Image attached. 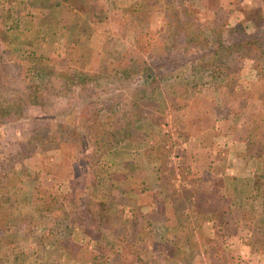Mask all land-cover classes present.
Instances as JSON below:
<instances>
[{"label":"trees","instance_id":"trees-1","mask_svg":"<svg viewBox=\"0 0 264 264\" xmlns=\"http://www.w3.org/2000/svg\"><path fill=\"white\" fill-rule=\"evenodd\" d=\"M50 1L53 2V0ZM94 1L62 0L63 8L66 7L68 10L73 11L76 17L73 19L71 26V45L68 47L64 70L61 74H56L54 68L47 72L39 67L38 64H41L44 58L34 54L26 56L27 62L19 58L20 64L28 66L32 63L34 66L31 65V68L27 71L23 70L20 74L18 73L19 75H17L15 81L10 75L12 59L6 58L3 52H0V86L6 87L5 100H0V150L6 149L4 140L10 137L11 143L16 146L33 142L38 144V147L41 146L43 153L49 151L48 154L53 156L57 150H60L55 147L58 143L67 145L75 141L80 148L85 142H88L86 144L90 143L89 145L93 147L92 145L98 143L100 134L104 130L118 129L116 125L119 119H122L125 124L137 123L139 108L146 103L145 90L141 88V84H150L151 87L156 79L171 74L169 70L163 69L165 68L164 65L156 66V63L160 61H165L172 66H179L178 69H185L192 74L194 72H208L209 74L218 73L222 76H228L229 74H235L237 67H234L233 62L241 61L240 52L255 43L260 50L257 61L260 63L261 68L258 67L257 72L263 74L261 78L264 79V65H262V62L264 63V27L260 30L264 24L260 14L255 12L252 19L235 21L227 11L221 10L225 17L220 18L217 13H210L200 8L197 3L187 2L186 0H160L161 3H165L163 8L166 19L165 31L156 38L148 37L149 35H144V33L141 34L143 36L141 40L150 39L149 43L143 48L144 56L142 58L132 63L122 59L117 66L112 65L110 71L101 73L100 76L81 70L74 73L71 69L73 64L83 67L90 59L91 52L82 47V43L84 44L85 40L90 41L96 30L102 26L101 18L105 19V15L107 16L106 13L104 15L103 9ZM6 8L8 6L4 3L3 9ZM19 11L22 12V10ZM49 23L52 26L57 24L54 15H51L46 22L42 23L44 35L48 29L46 26ZM16 25H12V28H15ZM5 26L6 24H3L0 28V47L3 46V50L6 51L11 41L6 36V33L8 34L10 30L5 31ZM250 30L257 33L253 35ZM18 37L17 31V33H14V40ZM83 48L87 52H83ZM82 55L85 56L86 62L83 61ZM151 64H154L155 67H151ZM236 70L238 73L239 69ZM142 73L144 77L138 79V76H141ZM124 74L125 76H122ZM38 77H46L45 84L38 83L36 81ZM136 79L137 83H135ZM112 85L116 86L113 91L120 92L110 95L109 90ZM118 102H121V105ZM46 104L52 106L51 114L46 111ZM116 104L117 109L115 108ZM88 105L99 106L101 109L98 112L96 107L91 117L85 120L86 132H84L81 129L79 119L83 108ZM118 109H120V112ZM42 113H44L43 117H39ZM58 115H64L65 121L56 122V126L52 122ZM118 116L120 117L116 119ZM34 121L50 123V131L52 129V131L56 130L58 134H51L52 139H50V135L43 137L40 133H33L29 126ZM48 145L54 147L49 149ZM84 153L80 149V154ZM6 159L7 161L4 164L9 172L0 174V212L7 211L2 201H4L5 194L9 193L11 194V215L21 223L27 222L29 219L24 218L21 212V191L17 185L20 180V167L16 164L19 161L15 156H6ZM83 193L84 191L78 197L77 187H72L69 191L62 193L49 192L47 194L48 200L40 203L44 201L41 198L43 200L36 202L37 210L35 214L38 218L43 217L49 221L51 213L66 209L71 214L70 225L85 229L89 237L97 243L101 255L107 263L136 264V260L140 258L138 246L141 240L148 235L147 229L150 228L148 225L151 224V215L146 210L140 209L141 215L132 216L129 223V220L125 219L124 203L109 194V192L99 193L93 199H87V207L81 202L84 198L82 197ZM255 195L257 199L254 210L259 218L264 221L263 188H257ZM44 213H47V215ZM141 220H144L145 223ZM218 220L217 215L209 220L205 219L200 229L199 237L203 240L205 251L210 252L216 249L215 252L218 249L220 251L223 242H215L216 239L223 240L228 236L224 227L219 228L217 233L220 237L213 239L210 245L206 244L208 237L205 233L209 232L211 234L208 231V223L214 225L217 224ZM139 223L142 226L148 225L141 227ZM220 223L225 226L224 221H220ZM26 233H29V231L27 230ZM109 239L115 241L110 242ZM69 247L70 245L62 246L59 258L55 259V257V260L53 259L56 262L55 264L62 261L61 258L67 257ZM251 247L256 257L264 256V242H259L257 245L251 244ZM159 248L157 250H160ZM12 249L25 256V264L45 263L46 249H43L39 242L33 241L28 246L17 242L14 243ZM54 253L57 256L56 250H54ZM45 260L47 261V259ZM65 262L68 261L65 260Z\"/></svg>","mask_w":264,"mask_h":264},{"label":"rangeland","instance_id":"rangeland-1","mask_svg":"<svg viewBox=\"0 0 264 264\" xmlns=\"http://www.w3.org/2000/svg\"><path fill=\"white\" fill-rule=\"evenodd\" d=\"M55 1L53 0L52 2L50 0H0V5L2 4V6H0V24L1 26L3 24H6L5 31L10 30L8 34L6 33V36L11 41L9 43L7 50L6 51L3 50V46L0 47V52H3L6 58L9 57L12 60H14V58L15 59L21 58L25 61L27 59L26 56H30L33 53L34 54L40 53V57H43L44 59L41 64H38L39 67H42L47 72H49L52 68H54L56 74L59 73L61 74L63 72L68 46L71 45V42L70 40H68L69 42L67 41L64 44V42H62L59 39V37L53 39L54 34L57 35L63 29L62 30L59 29V32H55L53 26L50 23L49 25L46 26L48 29L45 35L42 36V33H44V31H42L43 30L42 23L46 22L51 15H54V19L57 24L61 21L64 27L66 25V27L69 30H71L73 19L76 17V14L73 11L68 10L66 7L65 8L62 7L61 11H58L56 8L59 5H61L60 3H62V0H58V2L57 0ZM186 1L191 3H197L200 8L205 9L210 13H217L220 18L225 17L222 13L223 11H221L224 10L229 12V16L235 21L241 19L242 20L252 19V16H254L255 12H258L262 20H264V0H186ZM94 2L98 4L100 8L103 9L104 15L106 13L107 16L105 15L106 17L105 19L101 18L102 26L100 25L101 27L96 30V32L91 37L90 41L85 40L84 44L82 43L83 45L82 47H85L87 51L89 50L91 52L90 59L86 62L85 56L82 55L83 61H85L86 63L82 62L83 64L85 63L83 67L73 64V66H71V69L73 70L74 73L75 72L77 73L78 71L81 70L82 72L90 73L95 76H100L101 73L110 71L112 65L117 66L119 61H121L122 59H126L127 61L132 63L133 61H136L142 58V56H144L143 48L150 41V39L141 40V38L143 37L141 36L142 33H144V35L145 34L149 35L148 37L156 38L160 33L165 31L166 19L163 12L165 3H161L160 0H95ZM4 3H6L8 8L3 9ZM19 10H22V12H20ZM39 20H41L40 26H37ZM12 25H16V27L12 28ZM39 27L41 31L37 33L36 29H38ZM263 27L264 25L260 28V30ZM17 31L19 37L14 40V33H17ZM250 31H252L253 35L254 33L255 34L257 33L256 31L253 30ZM69 37H70V33H69ZM140 40L141 42L138 43ZM66 45H67V50L63 58L61 59L55 58L56 56L55 54L57 52L59 53L60 51H62L63 48L65 50ZM257 47L258 46L254 43L252 46L244 48L240 52L241 61L233 62L234 67H237L239 69V72L237 73L236 70L237 68H236L235 74H229L228 76L226 75L222 76L218 73L209 74L208 72L205 73L194 72V74H192L190 71H187L185 69H181V70L178 69L179 66L169 65L165 61L157 62L156 66L164 65L165 68L163 69L169 70L171 74L156 79V82H154L151 87L150 84L145 85V83L141 84L142 87L140 85V87L145 90L144 96L146 97V103L145 105L139 108V111L141 108H145V107L147 108L149 102L158 96L178 94V91L180 90V88L183 87L182 85H184L182 81H184L186 85L194 84L195 86H204L205 84L211 83L212 85H214L211 86V88L212 87L216 88V86L220 84L221 86L219 87V89H222L225 85L228 86L231 79H237L242 75L244 67L243 68L241 67L243 66V64L245 66V63L243 62V56L246 55L248 56V58H252L254 57V55H256V53H258L259 55L260 50ZM25 50L27 51L26 53ZM87 51H85V49L83 48V52H87ZM258 55L253 64L254 71H257V68L260 67L259 66L260 63L257 61L259 57ZM22 65H23L22 68L24 67L23 70L25 71L30 69L31 65L34 66V64L32 63H30L28 66L26 65V67L24 64ZM262 65H264L263 62ZM55 66L58 67L57 70ZM128 66H130V64H128ZM151 67H155L154 64H151ZM96 69L99 70L100 73H96L95 71ZM10 70L12 71L11 67ZM23 70L19 72L17 68H14V71L11 76L13 77V80L15 79L16 81L17 75L23 72ZM122 76H125V74ZM246 76L247 75L245 74L244 77ZM260 76L261 74H259V77ZM140 77L143 78L144 74L142 73L141 76H138V79ZM46 80H47L46 77L45 78L38 77V80L36 81H38V83L40 84H45ZM261 80L264 81L263 78H261ZM135 83H137V79ZM112 86L110 87L109 90L110 95H112L113 93L117 94L118 92H120V91H113L116 86L113 87ZM5 92H6V87L0 86V100L1 99L3 101L5 100ZM179 94L183 95L182 93ZM119 98L120 96L118 97V99ZM118 103L121 105V102ZM96 107L97 106L88 105L83 108V111L81 112L82 115L79 119L82 131L86 132V127H85L86 116L84 113L86 112L87 109H91V114H90L91 117ZM98 107L96 111L99 112L101 107L99 108ZM116 107L117 104L115 105V108ZM45 109L48 113L50 114L52 113L51 110L52 106L50 104H46ZM118 111L120 112V109H118ZM139 111H138V116H139ZM43 115L44 113H42V115H40L39 117H43ZM119 117L120 116H118L116 119H118ZM64 121H65L64 115H58L52 123H54V125L57 126L56 122H64ZM38 123L40 122L34 121L30 123L29 128L33 133L36 134L40 133L41 136L43 135V137L50 135V139H52L51 134H58L57 133L58 131L56 130L52 131L53 130L52 129L50 131V126H51L50 123H40V124ZM132 124H134L136 127L138 123H132ZM132 124H125L122 119H119L116 125L118 129L110 130L109 133H106L104 130L100 134L98 143L92 145L93 147L89 145L90 143L86 144L88 142H85L86 145L83 144V146H80V148L79 145H77V142L75 141L67 145H65L64 143H58L55 145V147L56 149H60V150H57V152H55L53 156L48 154L49 151L43 153V151H41L40 148L41 146L38 147V144H34L33 142H29V143L26 142L22 146H18V145L16 146L11 143V138L7 137V139L4 140L5 141L4 144L6 143L5 145L6 149L4 148V150H0V174L9 172L4 164L7 161V159L5 160V157L6 156L17 157L20 163V164L19 163L16 164L17 166L20 167V172H19L20 180L17 182L18 188L21 191L20 198L22 202L25 201L31 204V208L30 207L27 208V211L28 213H32L33 214L32 216L34 217L32 218V216L28 217L23 215L24 218L29 219V221L21 223L18 220H15L11 215L13 219L10 218L9 220L7 217V213L11 214L10 213L11 194L9 193L5 194L3 199L4 201L2 202H4L7 212L5 210L0 212L1 214L0 237L1 238L7 237L9 239L19 241L21 239H24L23 236L26 233V231L27 230L29 231V228H32L31 230L33 231V235L31 234L32 235L31 242L40 241V237L42 236V235L40 236V234L49 235L46 238L49 240L48 242L49 248L47 249H51V246L54 243L53 241L54 238L56 240L61 239V241L69 238V229L70 230L72 229V227L70 228L71 226L70 222L58 221V219L62 218L58 210L51 213L49 221L45 220L43 217L38 218L35 214L37 210L36 202L38 200L44 199V201L40 202V203H44L45 200H48L49 197L47 196V194L49 192L62 193L69 191L71 187H77L79 192V195H77L78 197L84 191L82 195V197L84 198L81 202L84 204L85 207H87L88 206L87 199L94 198L93 196L91 197V195L89 194L91 193L93 194L96 191V190L93 191V185H91L92 176L87 175L89 173L88 170L89 168L94 170L95 163H97V161L101 157L100 152H102L103 150L104 151L107 150V147H105L103 142H101L102 135L106 136V139L111 144L113 142L121 141L122 144L120 145L119 148L121 149L120 154L123 153V155H131V158L133 160L135 159L140 160L137 159L138 155L136 157L137 151H139L137 144L136 143L129 144L130 143L129 141H122L125 138L132 136L133 131L127 128ZM164 130L165 133H168L167 135H169L170 138L176 137L177 131L174 129V127H171V125L165 124ZM48 147L49 149H51L54 146L48 145ZM172 147L175 148V145L173 143H168L167 147L165 143L164 146L165 153L163 154L164 157L163 162L164 164H166L165 166L166 169H163L162 171H160L161 173L159 172L157 175L160 174L161 178L168 177L174 183H172L171 185L169 184L167 185L166 183L165 187L162 188L158 187L155 188L154 190L155 192L152 191V193L154 192L153 196H155V198L158 199L157 201H153V202L155 203L157 202V205L159 206L160 209L159 211L162 213L163 216H158V215L156 216L155 214L154 215L150 214L151 224L149 225L146 224L142 226L139 223V226L141 227H146L148 225L150 226V228L147 229L148 235H146V237L141 240V243L138 246L140 258L136 260V264H264L261 261V258L264 260V256L257 255L258 257H256L253 254V250L251 246L249 250L251 257L249 259L247 258V256L246 258L243 256V252L245 251V249H243V251H241V249L240 250L237 249L236 251L235 248L229 250V248L227 247L225 248L226 250L221 249L219 251L218 249L217 252H215L217 249L210 252L205 251L203 248V240L201 239V237H199V232H196V234L188 233L185 229L182 228L176 230V232L173 231L171 233L170 230L171 227L175 225L174 224L175 222L178 223V220L180 218H181L180 220L183 221L185 228H187L189 223L192 222L191 216L185 219L184 217L185 215L182 216L180 213V215H176V216L174 215L173 216L174 218H171L170 215L168 214L170 212L169 211L167 212V209H170V206L173 204L171 202H175V201H176L175 202L176 206L178 208H181L180 211H183L182 210L183 206L180 204L181 202L180 196H182L183 194L182 188L186 186L184 184L185 183L184 177H187V171L182 170L183 169L182 165L185 162H183L182 157L180 158V156L174 152V148ZM167 148L169 149V152ZM80 149L83 150L85 153L80 154ZM47 169L49 170L48 175L46 176L41 175ZM148 170L149 172H152L154 174L153 171H150V169ZM28 173H30L29 180L27 179ZM172 176H174V179H172ZM98 183L100 186L99 188L102 190H105L108 185L106 181L103 180V177L98 179ZM153 185H154V181L150 183V186ZM147 194L150 196V193ZM120 199L125 205L131 202L137 203V201L143 200V204L137 203V205H135V207L141 205L142 206L141 208L143 210H148L149 208L147 207V203L152 202L151 199H147V197L140 198L137 201H135L136 199L135 200L128 199L126 201H123L122 198ZM44 214L47 215V213ZM85 214L87 215V212ZM133 214L136 213L131 212V214L128 215V217H125L126 220H129L128 221L129 223H130V219H132ZM137 215L140 216L141 215L140 212H138ZM133 216L135 217L136 215ZM80 218L83 219L82 216H80ZM141 222L145 223L144 220H141ZM246 222L247 221H244V223ZM256 223H257L255 224L256 230L253 233V236L250 235V232L249 233L244 232L243 237L244 239L246 238L249 239V237L251 236L253 240L250 242L252 244L257 245L259 242H264V221L258 218ZM22 225L25 226L24 229ZM43 227L47 228L44 229L46 230V232L43 231ZM208 231H210L211 234H209V232L205 233V230L204 233L208 237V239L206 240V244L210 245L212 240L217 238L219 235L217 233V227L216 229L213 230V227L209 226ZM227 234L230 235L231 233L227 232ZM172 238L174 239V241L177 240L182 244H184L186 248L180 249L177 246L170 247L173 244ZM192 238H196L192 240V243L196 242L197 240V242L199 243V247L193 244H189V241ZM109 240L110 242L115 241L111 239ZM217 241L218 242L221 241L224 244L225 239L223 240L216 239L215 242ZM158 246L161 248H159ZM157 248H159L160 250H157ZM97 249L98 250L92 253L93 254L92 256L95 257L94 259L95 261L92 264H109L102 257L100 249L98 247ZM200 250L205 252L206 254H203V252H201ZM240 251L242 252L241 256L239 255ZM48 255L49 253L45 252L44 257L48 258ZM56 255L57 256L55 259L59 258L60 252L57 254L56 251ZM238 257L239 258L241 257L242 260H240ZM187 258H189V260H187L186 262ZM141 259L142 261H140ZM256 261L257 262L260 261V262L257 263ZM42 264H48V263H42Z\"/></svg>","mask_w":264,"mask_h":264},{"label":"crops","instance_id":"crops-1","mask_svg":"<svg viewBox=\"0 0 264 264\" xmlns=\"http://www.w3.org/2000/svg\"><path fill=\"white\" fill-rule=\"evenodd\" d=\"M60 4L56 8L58 11H61L63 7V3ZM40 22L41 20L38 21L37 26H40ZM53 29L55 32L63 29L59 32L60 34H54L53 39L59 37L64 44L70 40V30L66 25L64 27L61 21L53 25ZM36 30L37 33L41 31L40 27ZM43 35L44 33H42ZM66 50L67 45L63 52L55 54V58H63ZM35 54L40 56V53ZM257 55L258 53L254 57L248 58L242 54L245 63V66L243 64L241 67H244L242 75L237 79H231L229 85L223 87L224 89H219L220 84L216 88H211L214 86L211 83L195 86L194 84L186 85L182 81L184 85L178 94L158 96L149 102L147 108H141L136 127L134 124L127 127L133 131L132 136L122 140L129 141V144H137L139 151H137L136 157L138 155L137 159L140 160H133L131 155L120 154L121 141L111 144L106 136L102 135L101 142L108 151L100 152L101 157L95 163L94 170L90 168L88 170L87 175L92 176L93 191L96 190L95 195L94 193L89 195L96 197L99 193L109 192L119 200L122 198L123 201L128 199L137 201L147 197L152 201L147 203L149 208V211L146 210L147 213L163 216L157 202H153L158 200L153 194L155 188L165 187L166 183L167 185L174 183L168 177L161 178L160 174L157 175L166 169V164L163 162L165 143L166 147L168 143H173L175 145V148L172 147L174 152L185 162L182 165V170L187 171V177H184L186 186L182 188L183 194L180 196L183 211H180L181 208L176 206L175 201L171 202L173 204L170 209H167V212H170L168 214L171 218H174V215H180V213L182 216L185 215V219L191 216L192 222L185 228L180 218L178 223L175 222V225L171 227V233L183 228L188 233L196 234V232H200L205 219L209 220L215 215L221 216L217 224L207 223L213 227V230L217 227V231H219V228L224 227L226 233H231L226 236L222 249L226 250L227 247L229 250L235 248L236 251L245 249L243 256L250 259L249 250L252 244L250 241L253 240L251 236L256 230L255 224L259 218L254 210L257 199L255 193L259 187H262L264 192V81L261 80L262 75L259 77L258 72L253 69ZM18 60L19 58L12 60L11 76L14 68L24 69ZM57 69L58 67H56ZM95 71L100 73L97 69ZM245 74L246 77H244ZM84 114L88 119L91 109H87ZM165 124L171 125L177 131L175 138H170L168 133H165ZM105 132L109 133V131ZM167 150L169 152L168 148ZM48 172L47 169L41 175L46 176ZM29 174L28 180L30 179ZM100 176L108 184L105 190L99 188L98 179L101 178ZM152 181H154V185L150 186ZM152 191L154 192L152 193ZM147 193H150V196ZM137 203L143 204V200L137 201ZM137 203L124 204L126 217L131 212L136 213L133 215L137 216L142 209L141 205L135 207ZM29 207L31 208V204L22 202L24 216L33 215L28 213L27 208ZM58 211L62 216L58 221L70 222L71 214L67 210ZM7 217L9 220L13 219L9 213H7ZM220 221H224L225 226H222ZM244 221L247 222L244 223ZM205 226L207 227V224ZM22 227L25 228L24 225ZM71 227L69 238L62 240L64 242L54 238V243L51 246L53 250L47 249L49 240L46 238L49 235L39 233L42 236L38 242L43 249H46L45 252L49 253V258H44L45 263L55 264L56 262L52 260L56 257L54 250L60 252L62 246H67V244L70 245L69 254L65 258H61L62 261H59L58 264H92L95 261L92 253L98 250L97 243L90 239L83 227ZM31 229L29 228L30 234L25 233L24 239H18L19 241L0 237V264H25V256L13 251L12 248L17 242L25 246L30 245L33 235ZM44 229L47 228L43 227V231L46 232ZM244 232H250L251 236H247L249 239H244ZM193 239L196 238L190 239L189 244L199 247L197 240L192 243ZM172 241L173 244L170 247L186 248L184 244L177 240L174 241L173 238ZM241 251L239 252L240 256ZM203 254L206 253L203 252ZM239 259L242 260L241 257ZM187 260L189 258L186 259V262ZM261 261L264 263L262 258Z\"/></svg>","mask_w":264,"mask_h":264}]
</instances>
